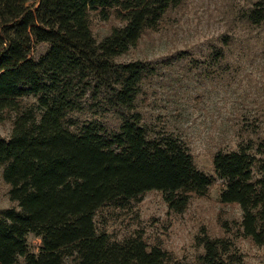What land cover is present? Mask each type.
I'll use <instances>...</instances> for the list:
<instances>
[{"label": "trees", "instance_id": "16d2710c", "mask_svg": "<svg viewBox=\"0 0 264 264\" xmlns=\"http://www.w3.org/2000/svg\"><path fill=\"white\" fill-rule=\"evenodd\" d=\"M185 0H0V168L13 206L0 210V264H178L143 234L114 240L97 226L105 207L127 209L150 191L184 213L214 177L188 144L150 125L140 109L148 61L119 62ZM93 14L122 24L98 41ZM241 23L264 32V0L244 9ZM211 58L221 64L237 45ZM49 48L40 59L38 45ZM221 200L243 210L240 229L264 246V140L218 151ZM42 238L38 253L28 236ZM201 264H245L231 239L199 238Z\"/></svg>", "mask_w": 264, "mask_h": 264}, {"label": "rangeland", "instance_id": "374dc122", "mask_svg": "<svg viewBox=\"0 0 264 264\" xmlns=\"http://www.w3.org/2000/svg\"><path fill=\"white\" fill-rule=\"evenodd\" d=\"M256 0H185L171 10L157 31H149L119 62L148 61L156 74L144 84L140 109L157 130L169 131L189 146L198 167L215 181L207 196L193 197L188 209L170 210L160 191H150L127 209L105 207L96 217L100 230L114 240L141 233L150 247L161 246L178 264H201L199 238L226 237L244 256L245 264H264V246L240 229L243 210L221 200L226 188L214 167L218 151L238 150L241 144L264 140V32L248 30L240 21ZM98 41L122 23L93 14ZM234 35L237 45L227 61L216 64L211 54L223 47L222 36ZM40 44L35 57L47 52ZM13 124H0L9 139ZM0 168V210L14 204ZM38 253L42 238L28 236Z\"/></svg>", "mask_w": 264, "mask_h": 264}]
</instances>
